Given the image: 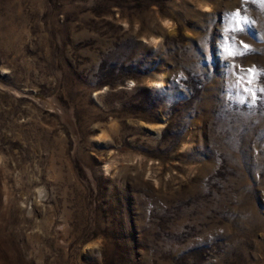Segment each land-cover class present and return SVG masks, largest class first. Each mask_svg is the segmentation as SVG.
Masks as SVG:
<instances>
[{"label": "rangeland", "instance_id": "374dc122", "mask_svg": "<svg viewBox=\"0 0 264 264\" xmlns=\"http://www.w3.org/2000/svg\"><path fill=\"white\" fill-rule=\"evenodd\" d=\"M262 89L264 0H0V264H264Z\"/></svg>", "mask_w": 264, "mask_h": 264}, {"label": "bare ground", "instance_id": "6f19581e", "mask_svg": "<svg viewBox=\"0 0 264 264\" xmlns=\"http://www.w3.org/2000/svg\"><path fill=\"white\" fill-rule=\"evenodd\" d=\"M155 85H156V88L157 89H162L164 87V79L163 78L160 79ZM113 165H114V162H110V163H108V164H106L104 166V172H105V174H109L110 173Z\"/></svg>", "mask_w": 264, "mask_h": 264}, {"label": "snow or ice", "instance_id": "6c2138e0", "mask_svg": "<svg viewBox=\"0 0 264 264\" xmlns=\"http://www.w3.org/2000/svg\"><path fill=\"white\" fill-rule=\"evenodd\" d=\"M236 15H239V13H237ZM244 47H248L247 45H244ZM261 91H264V89H262Z\"/></svg>", "mask_w": 264, "mask_h": 264}]
</instances>
